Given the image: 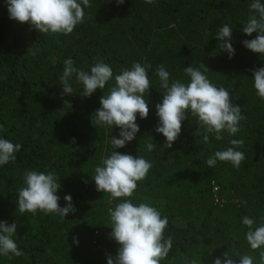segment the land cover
Returning <instances> with one entry per match:
<instances>
[{"label":"trees","instance_id":"trees-1","mask_svg":"<svg viewBox=\"0 0 264 264\" xmlns=\"http://www.w3.org/2000/svg\"><path fill=\"white\" fill-rule=\"evenodd\" d=\"M251 2L156 0L153 5L125 0L117 5L116 0H90L84 22L65 36L40 34L27 23L9 19L7 4L0 0V124L5 129L0 137L21 144L15 161L0 166V221L17 224L13 239L24 253L10 260L0 256V264H107L106 257L115 256L118 249L109 238L107 209L120 201L109 204V195L96 191L92 179L101 157L114 150L111 137L119 138L118 128L91 124V115L113 81L83 97L82 85L73 77L72 94L62 95L59 77L68 58L85 71L102 60L114 74L133 62L152 65L150 95L145 96L148 117L137 115L136 138L115 151L142 156L153 165L147 179L138 184L134 202H150L168 218L165 237L171 235L173 245L161 264H189L197 257L201 264H212L226 251L237 257L252 255L254 264H259L241 221L243 216L255 219L257 225L264 220V101L256 95L250 71L264 66V56L242 44L256 33L246 36L241 31ZM223 24L233 28L231 59L217 47L215 36ZM202 62L211 70L205 73L209 80L229 90L247 119L241 121L236 136L224 133L225 138L217 141L210 135L204 144L202 136L193 134L198 123L189 114L172 147L163 148L165 138L155 131V105L162 101L164 90L155 70L163 64L171 79L186 83L190 78L183 68ZM229 139L245 141L241 167L219 161L208 167L206 160L230 146ZM148 142L157 145L154 151H147ZM30 170L54 171L61 185L57 192L61 207L63 197L71 195L75 212L63 220L39 211L21 214L18 189Z\"/></svg>","mask_w":264,"mask_h":264},{"label":"clouds","instance_id":"clouds-1","mask_svg":"<svg viewBox=\"0 0 264 264\" xmlns=\"http://www.w3.org/2000/svg\"><path fill=\"white\" fill-rule=\"evenodd\" d=\"M5 2L9 19L20 24L27 23L40 34L65 36L73 33L74 29L84 22V9L91 7L90 0H5ZM124 2L125 0H116L117 5ZM145 3L154 5L156 0H145ZM242 23L241 31L246 36L256 33L255 38L243 40V46L259 56H264V3L261 0H252L247 19ZM232 30L229 24H223L215 36L218 49L226 52L229 59L235 54L231 42ZM74 63L71 58L64 61L63 71L59 77L62 95L72 94L73 77L77 84L82 85L79 94L83 97H90L97 89L103 90L109 81H113L107 94H103L99 100L100 108L91 115L93 126L119 129V138L112 136L110 141L114 150L109 155L101 157L92 178L96 191L109 195V204L114 200L120 201L107 209L111 229L109 238L118 245L115 256L106 257L107 264H161L168 257L173 245L172 236L165 237L168 218L150 202H134L138 184L147 179L153 165L142 156L115 151L124 148L136 138L140 131L136 123L137 115L140 119L148 117L149 101L145 96L150 95L151 81L148 71L152 65L133 62L130 68H121L119 74H114L112 67L102 60L95 62L90 71L77 68ZM183 70L190 78L189 82L171 79L169 71L163 64L155 70L159 86L164 90L162 101L155 105L158 117L155 131L165 138L162 147H172L181 133L182 122L189 114L197 118L198 127L193 134L202 136L201 142L204 144L210 142V135H214L217 141L225 138L224 133L229 137L236 136L241 131V121H245L247 117L242 113V107L233 103L229 90L209 80L205 73L211 70L203 62L199 67L190 65ZM250 71L256 95L264 101V66ZM4 130V126L0 124V131ZM72 142H75V138ZM228 144L230 146L215 151L206 160L208 167H215L218 161L228 162L236 169L241 167L246 159L245 153L240 150L244 147L245 141L229 139ZM156 146L153 142L145 145L148 152L154 151ZM20 149L21 144L0 137V166L14 162L15 154ZM60 188L59 177L54 171H25L23 186L18 189L19 212L36 215L39 211L45 215H58L61 220L65 219L76 209L71 195L63 197L65 206L61 207L60 197L57 195ZM163 203L160 202L161 208ZM241 221L247 229L245 238L250 249L257 253L259 264H264V220L257 225L255 219L243 216ZM16 229L15 222L9 225L0 221V256L9 260L24 254L13 239ZM73 243L78 241L74 238ZM189 264H201V257L192 259ZM212 264H254V257L249 254L237 257L226 251L222 257L215 258Z\"/></svg>","mask_w":264,"mask_h":264},{"label":"built area","instance_id":"built-area-1","mask_svg":"<svg viewBox=\"0 0 264 264\" xmlns=\"http://www.w3.org/2000/svg\"><path fill=\"white\" fill-rule=\"evenodd\" d=\"M215 188H216V186L213 185L212 190H215ZM213 201L214 202H220V200L216 196H213Z\"/></svg>","mask_w":264,"mask_h":264}]
</instances>
